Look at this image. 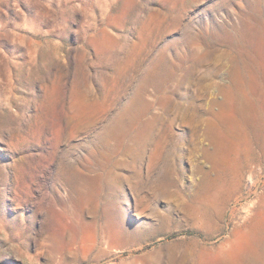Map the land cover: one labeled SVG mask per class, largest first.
Listing matches in <instances>:
<instances>
[{"label":"rangeland","instance_id":"obj_1","mask_svg":"<svg viewBox=\"0 0 264 264\" xmlns=\"http://www.w3.org/2000/svg\"><path fill=\"white\" fill-rule=\"evenodd\" d=\"M0 264H264V0H0Z\"/></svg>","mask_w":264,"mask_h":264}]
</instances>
